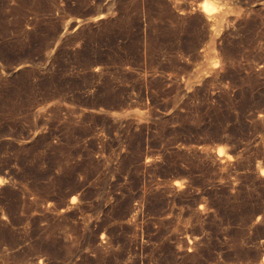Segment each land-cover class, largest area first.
<instances>
[{
	"label": "rangeland",
	"instance_id": "1",
	"mask_svg": "<svg viewBox=\"0 0 264 264\" xmlns=\"http://www.w3.org/2000/svg\"><path fill=\"white\" fill-rule=\"evenodd\" d=\"M263 255L264 0H0V264Z\"/></svg>",
	"mask_w": 264,
	"mask_h": 264
},
{
	"label": "bare ground",
	"instance_id": "2",
	"mask_svg": "<svg viewBox=\"0 0 264 264\" xmlns=\"http://www.w3.org/2000/svg\"><path fill=\"white\" fill-rule=\"evenodd\" d=\"M205 12V11H204ZM221 147H219V149L218 150H222V148L220 149ZM218 152V151H217ZM218 154V153H217ZM260 172V171H259ZM262 260L264 261V255H263V257H262Z\"/></svg>",
	"mask_w": 264,
	"mask_h": 264
}]
</instances>
